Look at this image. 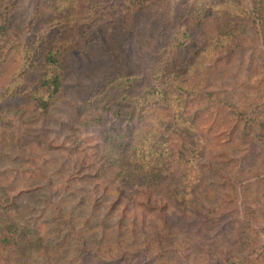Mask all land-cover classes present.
<instances>
[{"label": "trees", "instance_id": "trees-1", "mask_svg": "<svg viewBox=\"0 0 264 264\" xmlns=\"http://www.w3.org/2000/svg\"><path fill=\"white\" fill-rule=\"evenodd\" d=\"M15 8L16 0H0V72L10 56H18L20 61L14 78L5 87H0V156L4 149L28 145L47 152L64 147L75 158L71 160L75 172L63 180L65 187L89 184L94 191L115 194L113 207L122 199L133 201L141 195L136 202L139 211L133 210L130 215L128 225L132 228L127 240L103 249L90 231L76 232L75 250L84 255V259H96L103 250H109L110 260L101 263L117 264L118 256L126 257L123 252L136 250V247H141L139 251L145 256L146 264L153 262L158 253L159 258L163 257L181 228L179 219L187 218L190 213L192 193L183 182L192 178L187 173L195 168V161L204 153L205 143L198 134L196 118L189 115L185 105L188 98L211 95L190 85L193 72L212 68L215 61L208 49H213L220 41V38L212 37L211 41L201 42L202 29L207 21H213L219 27L214 37H219L226 30L230 33L250 20L254 31L264 36V0H252V8L246 0H37L29 23L37 30L25 39L15 38L11 32ZM94 28L101 32V37L94 34ZM129 33L149 39L146 47L152 48L144 56L150 60L147 67H140L139 62L136 65L126 62V53L118 45L117 38ZM98 40L104 44L97 45L95 41ZM157 42L159 44L155 46ZM180 50H189L192 57L185 60L180 57ZM73 51L86 52L93 60L101 53L105 61L111 60L112 64L103 68L92 84L91 90L95 92L91 98L83 99L82 107L72 101H63L67 88L66 61ZM38 56L41 59L36 65ZM33 69L37 73L34 80L26 75ZM63 103L77 124L70 119L65 123L51 119ZM253 107L254 102H251L249 113L236 109L232 112L234 122L241 124L237 134L243 142L253 139L251 132L258 122ZM106 111L120 120L125 116L133 118L134 125L114 127L110 131L103 128L89 153L82 149V141L74 136L75 131L99 124ZM50 122H55L58 129L64 126L70 130L64 143L57 145L50 139V129L46 127ZM17 124L23 125L21 134L15 130ZM35 130L37 134L32 135ZM27 136L30 141L23 144ZM67 141L71 147H65ZM74 153L80 155L74 157ZM197 168L200 172L194 174L196 178L202 173ZM210 171L214 175L219 173L214 166ZM36 174L39 178L45 176L42 170ZM155 187L159 193L165 191L163 200L167 203L152 202L154 199L150 197ZM249 193L251 200L245 205V212L256 203L253 189ZM19 194L12 195L2 179L0 253L15 256L17 264H53L50 244L39 232V223H27L17 208ZM235 196V189H232V197ZM125 206L123 211H126ZM57 212L58 209L55 214ZM60 215L68 217L69 213L61 210ZM227 216L232 218L237 248L225 259V264H264V248L250 259L244 255L246 246L255 242V238L248 235V220L237 221L231 213L216 215L214 209L200 208L197 209L196 225L206 232ZM72 223L73 219L65 224ZM53 226L57 228V225ZM70 229L73 231L74 226ZM136 235L141 239L138 240L140 243L135 241ZM136 264L144 263L138 261Z\"/></svg>", "mask_w": 264, "mask_h": 264}, {"label": "rangeland", "instance_id": "rangeland-1", "mask_svg": "<svg viewBox=\"0 0 264 264\" xmlns=\"http://www.w3.org/2000/svg\"><path fill=\"white\" fill-rule=\"evenodd\" d=\"M36 1L16 0L11 27L15 38L25 39L37 30V27L29 24ZM246 2L252 8V0ZM252 27L254 26L251 21L246 20L234 31L229 33L226 30L219 37H214L219 27L213 21H207L202 29V36L199 38L201 42L211 41L212 37L220 38V41L214 44L213 49L211 47L208 49V54L215 61L212 68L193 72L190 85L198 91L211 95L203 98H188L185 100V105L189 115L196 118L198 134L202 135V141L205 143L204 153L195 161V168L187 173L192 175V178L190 180L188 178L189 182H183L192 193L190 213L187 218L179 219L181 228L175 234L173 244L166 249L165 255L159 258L158 253L154 256V261L148 264L226 263L225 259L237 248L231 228L232 218L224 217L216 227L203 232L196 225L198 221L195 219L197 209L200 208L214 209L216 215L219 212H228L233 214L232 217H236L237 221L243 219L249 221L248 235L255 238V242L248 245L247 239L248 246L244 244L247 248L243 252L248 259L257 256L256 253L264 248V43H262L264 36L255 32ZM93 31L101 37L98 29L94 28ZM117 41L124 49L126 62L129 65H136L139 62L140 67H147L150 60L144 56L152 48L146 47L149 39L129 33L119 35ZM95 42L99 46L104 44L99 40ZM158 44L157 42L155 46ZM155 53L159 54L158 51ZM179 55L185 60L192 57L189 50L188 52L180 50ZM97 58L93 60L86 52L81 51H73L67 56V88L63 100L65 103L72 101L77 107H82L83 99L92 97L95 92L91 90L92 84L97 81L104 67L112 65L111 60L105 61L101 53ZM205 58L206 56L203 60ZM40 59L41 57L38 56L36 65ZM19 65L20 61L16 55L5 60L0 72L1 88L14 78L13 75ZM26 75L34 80L37 73L33 69ZM251 102H254L253 108L257 112L258 122L251 132L253 139L243 142L237 134L241 124L234 122L235 117L232 112L236 109L249 113ZM65 103L53 113L51 119L58 123H65L70 119L77 124L76 120L70 117ZM100 121L99 124L94 123L75 131L74 136L82 141V149L89 153L92 152L93 145L100 137L103 128L110 131L115 129L114 127L127 128L134 125L133 118L125 116L120 120L107 111L102 113ZM49 125L46 127L50 129V139H53L57 145L64 143L70 130L64 126L58 129L55 122H50ZM23 129L21 124L15 127L20 134ZM35 134H37L36 130L32 135ZM28 141L30 136L23 139V144H27ZM71 146L72 144L67 141L65 147ZM26 147L4 149L3 156H0V182L3 179L5 188L12 195L21 191H32L18 195L17 208L27 223H39V232L45 237V242L50 244V258L53 264L108 262L109 255H112L109 250H103L96 259H84V255L78 254L75 250L78 239L76 232L82 231L84 234L85 231H90L103 249H108L116 242L127 240L128 236H131L132 228L128 225L131 221L130 215L134 213L133 210L139 211L136 209V202L141 195L133 201L122 199L113 207L112 200L115 194L94 191L89 184L65 187L63 180L75 172L71 161L75 158H72L64 147L48 152L39 147L30 145ZM77 154L80 155L74 153V157H78ZM211 166L217 168L219 171L217 175L211 173ZM197 167L202 173L196 178L194 174L200 172ZM40 170L45 173V176H40L41 178L36 174ZM232 189H235V197H232ZM250 189H253L256 203H252L246 213L245 205L251 200ZM165 196L164 190L159 193L155 187L150 198L154 199L152 202L163 205L167 203V200H163ZM158 197L161 199L156 201ZM124 205L126 211H123ZM236 207L238 208L235 209ZM57 209L58 212L55 214ZM61 210L69 213V216L62 218ZM124 213L125 216L122 217ZM71 219L74 223L65 224ZM53 225H57V228ZM71 226H74L73 231L70 229ZM91 228L97 231L88 230ZM135 229L139 231L137 227ZM1 231L2 227H0ZM138 240L141 239L136 235L135 241L140 243ZM135 249L129 252L126 249L123 252L126 257L118 256L116 263L136 264L138 261H143L146 264L145 256L139 251L141 247ZM15 259L13 255L0 253V264H17Z\"/></svg>", "mask_w": 264, "mask_h": 264}]
</instances>
